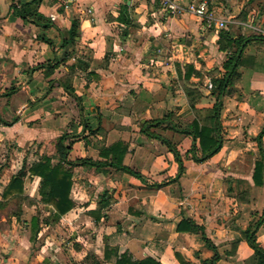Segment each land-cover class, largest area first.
Here are the masks:
<instances>
[{
  "label": "crops",
  "instance_id": "1",
  "mask_svg": "<svg viewBox=\"0 0 264 264\" xmlns=\"http://www.w3.org/2000/svg\"><path fill=\"white\" fill-rule=\"evenodd\" d=\"M30 1L0 0V199L23 158H56L53 143L62 133L76 135L69 160L96 159L99 145L125 142L123 162L143 178L111 167L74 165L70 197L75 206L54 225L41 224L34 240L27 222L21 230L20 219L11 217L8 223L0 215V264H79L88 251L103 258L105 247L127 252L132 259L150 255L163 264H180L175 253L189 264H257L244 231L260 220L253 230L264 251V168L261 184L253 179L260 159L255 136L264 126V41L247 44L237 90L222 96L220 150L203 162L184 158V172L171 181L178 167L172 153L140 129L145 119L168 112L192 119L184 94L189 83L204 94L199 105L213 102L211 71L218 74L226 52L217 48L218 30L206 27L190 10L201 0H175L182 10L173 16L159 0H39L36 9L49 19L48 28L17 15L16 7ZM205 1L215 15L236 22L229 28L234 37L254 34L244 23L255 12L246 20L236 19L247 1ZM73 19L80 37L74 46L60 48ZM65 51L71 57L60 64L56 77L65 76L67 64L76 59L88 65L69 75L76 96L48 84L42 69L29 70L61 59ZM186 64L201 76L185 79ZM204 86L208 88L202 91ZM97 124L102 133L88 136L85 144L84 125ZM154 130L182 155L191 144L185 134ZM261 142L264 148V133ZM39 181L35 175L24 179V193L35 204H22V211L32 215L38 210L45 216L53 209L38 201ZM183 217L202 225L216 249L198 233L177 231ZM216 252L218 258L211 262Z\"/></svg>",
  "mask_w": 264,
  "mask_h": 264
},
{
  "label": "trees",
  "instance_id": "2",
  "mask_svg": "<svg viewBox=\"0 0 264 264\" xmlns=\"http://www.w3.org/2000/svg\"><path fill=\"white\" fill-rule=\"evenodd\" d=\"M38 2L39 0H32L23 3L20 7H16L15 11L23 20L31 19V21L37 25L48 28L50 25L49 19L37 12L36 7ZM236 17L246 19L248 16L246 13H243V11H240ZM79 37L78 21L73 19L67 34L62 36L59 47L74 46ZM42 40L51 48L54 49L56 47L49 38L44 36ZM253 40L264 41V37L258 35H249L246 37L238 35L234 37L229 31V28L218 29L216 45L218 50L226 52V56L221 63L220 70H218V74H220L216 76L213 75L210 78V96L214 98L213 102L207 105H199L204 94L199 90L197 84L189 83L185 86L184 94L189 108L194 114L192 119H187L183 116L168 112L163 117L149 118L142 121L141 132L148 138L158 139L172 153L174 160L177 162V173L171 181H176L184 172V158H190L196 162H203L220 150L223 142L220 120L222 96L230 95L237 90L236 84L240 79L238 67L240 65L241 56L244 48ZM70 57V52L65 51L61 59L57 60V58L54 57L51 61L31 66L29 70L42 69L44 78L48 84L56 83L67 93L76 96L69 75L74 72L76 67L82 69L87 67V62L76 59L73 63L67 64L65 76L56 77L55 75L60 64ZM191 74L201 76L191 64H186L184 78L188 79ZM158 127L171 129L191 138V144L183 155L170 139L154 130ZM83 128L81 138L85 144L89 142L88 136L102 133L100 124L94 127L84 125ZM84 131L87 132L86 135ZM263 133L264 126L255 136L260 153V159L256 160L254 164L253 179L255 184H261V180L258 178L261 176L262 169L264 168V148L261 142ZM75 138L76 135H68L67 133H62L55 138L53 143V151L56 154L55 159L51 154H42L38 160L33 162H29L27 158H23L20 167L10 176L3 187L0 199V211L6 209V217H15L16 220H19L22 213V204H35V199L30 198L24 193V179L28 175H35L40 178L37 191L38 201L50 205L53 211L43 216L36 210V212L31 215L28 221L30 240L35 239L41 224L54 225L65 213L75 206V202L70 197L72 167L74 165L95 166L96 169L111 167L139 179L143 178L139 172L124 164L123 159L128 153V146L121 140H117L109 145H99L97 147L98 157L96 159L79 157L74 160H69L67 157ZM3 166L4 163H0V170ZM161 185H163V183L154 184L156 187H160ZM104 196H106V193ZM260 222L261 221L258 220L247 226L244 231V236L248 244L254 249V254L258 257L257 264H264V251H262L255 242V230H253ZM177 231L198 233L209 248L213 250L216 249L213 243L206 237L204 227L197 224L192 218L183 217L177 224ZM175 256L180 264H189V262L184 260L179 254L175 253ZM217 258L218 253L216 252L211 262ZM107 260H113L115 264H163L150 255L141 259H132L127 252L118 253L117 249L112 247H105L103 258H99L93 252L88 251L79 264H104Z\"/></svg>",
  "mask_w": 264,
  "mask_h": 264
},
{
  "label": "built area",
  "instance_id": "3",
  "mask_svg": "<svg viewBox=\"0 0 264 264\" xmlns=\"http://www.w3.org/2000/svg\"><path fill=\"white\" fill-rule=\"evenodd\" d=\"M161 7L169 15H176L182 9L175 2V0H159ZM190 10L199 17L204 25L208 28L214 27V29H221L227 26V23L233 21L232 19L223 18L215 15V13L209 9L205 0H201L196 5H191ZM254 18V17H253ZM252 17L244 23L253 33L259 34L264 37V23L257 24ZM235 22V21H234Z\"/></svg>",
  "mask_w": 264,
  "mask_h": 264
},
{
  "label": "rangeland",
  "instance_id": "4",
  "mask_svg": "<svg viewBox=\"0 0 264 264\" xmlns=\"http://www.w3.org/2000/svg\"><path fill=\"white\" fill-rule=\"evenodd\" d=\"M245 1H247V3L243 5L241 11H243V13H246L247 16L250 15L251 13L255 12L256 14H253V15H255L254 18L252 17L254 19V21L257 24L264 23V13H263L264 12V0H245ZM209 9L213 10L212 8H209ZM220 17L227 18L225 14L224 15H221ZM236 19L246 20V19H248V17L246 19H244L242 17L241 18L240 17L239 18L236 17ZM235 23L236 22L231 21V22L227 23V26L224 27V28H231L232 26H234ZM240 28H241V26H240ZM211 29H212V31L213 30H218V29H214V27H212ZM248 30L251 31L250 29H248ZM253 35L261 36L259 34H255V33ZM211 72H212L211 73L212 75H215L213 73L214 70H212ZM216 75H218V74H216ZM202 88H203L202 89V91H203L204 89H207L208 86H206V87L204 86ZM29 188H30V185L27 187V190ZM6 212H7L6 209L0 211V215L2 214V215L5 216ZM30 215H31V211L30 210L28 211V210H26V208H25V210L23 209L22 214L20 216V217H22V218H20L21 230H23V227H24L23 224H24V222H27L28 223L29 218H30ZM5 219H6V222H8V223L11 221V217H6L5 216ZM25 226H27V225H25ZM49 232H50V230H49ZM50 234L53 235V236H55L57 239H60L59 238L60 235L58 234V232H56V231L53 232V230H52V232H50Z\"/></svg>",
  "mask_w": 264,
  "mask_h": 264
}]
</instances>
